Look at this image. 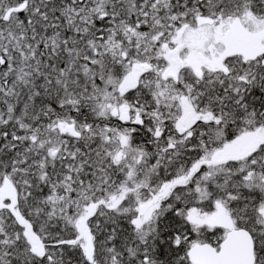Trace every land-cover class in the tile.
Instances as JSON below:
<instances>
[{"label": "snow or ice", "instance_id": "1", "mask_svg": "<svg viewBox=\"0 0 264 264\" xmlns=\"http://www.w3.org/2000/svg\"><path fill=\"white\" fill-rule=\"evenodd\" d=\"M0 264H264V0H0Z\"/></svg>", "mask_w": 264, "mask_h": 264}]
</instances>
